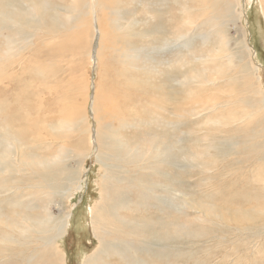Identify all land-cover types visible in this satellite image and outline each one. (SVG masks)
Returning <instances> with one entry per match:
<instances>
[{
	"label": "rangeland",
	"instance_id": "rangeland-1",
	"mask_svg": "<svg viewBox=\"0 0 264 264\" xmlns=\"http://www.w3.org/2000/svg\"><path fill=\"white\" fill-rule=\"evenodd\" d=\"M103 1L97 0L94 7L98 19L91 12V0H39V8L34 9L28 6L29 0L0 2L10 16L17 15L22 21L10 20L11 24H3L4 30H0L1 130H25L28 135L31 130L35 134L44 131L45 140L29 144L21 156L52 162L60 154L62 166L56 169L65 166L71 174L82 169L72 184L84 175L82 189L70 199H63L59 189L39 190L44 182L41 185L39 179H33L36 175L32 172L23 174L21 178L26 179L22 183L13 180L8 184L14 189L0 205V264H86L104 236L100 222L105 206L111 207L106 217L117 223L111 239L120 243L123 236L118 233L126 230L127 224H134L144 236L142 244L140 238L135 239L139 254L131 264H264V113L257 96L243 97V92L230 90L229 82L217 90L210 86L209 92H200L197 102L201 101V106L213 98L221 101L216 97L230 100L231 105L219 104L194 115L198 106L191 103L189 88L180 85L183 78L196 72L205 78H211L210 70L215 74L216 66L202 67L198 62L209 53L204 48L213 46L212 40L204 44L212 28L202 24L211 16L210 4L218 0H203L204 5L202 0L188 1L199 27L178 44L177 35L171 36L183 24L182 4L178 6L177 0H124L123 11L115 5L108 11L113 20L105 17V31L100 25L105 15L101 12ZM243 1L245 17L225 25L229 51L243 52L241 47L249 43L264 85L262 1ZM77 2L81 4L78 7ZM115 21L121 23L116 26ZM37 24L38 30L24 28ZM157 27L163 32L149 39ZM5 28L24 30L14 35ZM45 28H55L57 35L48 34ZM97 28L107 33L99 41L95 38ZM121 37L126 44L123 50ZM178 53L187 63L171 66L169 60ZM239 64L237 59L234 67ZM252 82L243 81L247 92L252 90ZM105 101L109 103L105 105ZM177 106L184 111L185 127L181 124L175 134L169 122L165 131L153 128ZM107 111L114 117L108 119ZM173 118L174 124L180 123L178 115ZM105 128L111 132L106 133ZM90 130L95 133L92 138ZM55 132H60L56 139ZM81 141L87 142L82 154L76 148ZM135 151L143 161L133 163ZM170 153L178 159L174 163L177 173L184 172L180 178L183 185L174 181L175 170L167 168ZM149 170L158 173L152 180L158 184L154 192L143 193L145 200L134 192L130 197L139 201L138 206L127 205L126 187H138ZM115 175L125 178L118 189H113ZM165 178H171L174 187L167 185ZM36 182L38 192L33 194ZM162 200L170 204L168 210ZM69 213L67 231L51 249L47 243ZM163 236L168 238L169 251L163 252ZM132 239L129 237V242ZM149 242L162 262L146 254L145 243ZM109 253L101 254L99 264H122L121 256L114 253L107 259Z\"/></svg>",
	"mask_w": 264,
	"mask_h": 264
},
{
	"label": "bare ground",
	"instance_id": "bare-ground-1",
	"mask_svg": "<svg viewBox=\"0 0 264 264\" xmlns=\"http://www.w3.org/2000/svg\"><path fill=\"white\" fill-rule=\"evenodd\" d=\"M38 1L39 0H29L28 6L33 7V9L39 8L40 2H38ZM153 1H155V0H152V2ZM157 1H160V0H157ZM164 1H166V0H161L162 3ZM188 1H190L189 3L192 2V0H187L186 3H183L181 1L179 2V0L176 1L178 6H179V4H182V5H180V11L179 12H180L181 16L183 17V24H182L181 28H179L180 25L177 26L175 28V30H173V33L171 34L172 37H176V35H177L176 44H178L183 38L184 39L187 38L188 33L191 32L192 29H194L195 27L198 26V21H193V13L189 9L190 7L188 6ZM261 1H262V11L264 13V0H261ZM0 2H2V0H0ZM78 2L76 3L77 7L81 5ZM91 2H92L91 12L93 13V16L96 17L97 10H95L94 7L97 4V0H91ZM124 2H125L124 0H104L103 1V7L101 9V12H105V15L100 20V25L102 26V29L104 31H105V29L103 28L104 25H102V23L104 22V19L107 20V18H105V17L108 15L110 17V19H112V12L110 11L108 13V11L112 8L113 5H115L114 7L117 6L118 9L123 11L122 10V7H123L122 4ZM149 2H151V1H149ZM201 3H202V5H204L203 0ZM125 4H126L125 7L129 6L128 3H125ZM148 5H150V4H148ZM244 7H245V4H244L243 0H235L234 3H230V2H228V0H218L217 2L210 4V13H211L210 15L211 16H209V19L207 20V22L205 21L202 24V27L203 26H209L212 28V31L209 32L208 34H206V38L204 39V44L207 45L208 42H211V40H212L211 44L213 46H212V49H210V47L207 49H205L203 47L204 50H209V53L207 54L206 57H204L205 59L201 58L200 61L197 59L199 61V62L198 61L197 62L202 67L204 65L213 64L214 66L217 67L215 70V74L212 73V70H210L211 78H205L202 74H200L199 72H196L192 77L183 78L182 82L180 83V85L183 87V89L189 88V95L191 97V103L198 106L197 109H194V112H195L194 115L201 113V111L203 112L205 110H214L216 107L219 106V104L225 105V103H226L227 105H229V104L231 105L230 100L225 101V100H223V98H220V97H216L215 99H219L221 101L214 102V98H213V99H210L209 103H206V104L204 103L203 106H201V101L197 102L198 98L200 97L199 95H201L200 92H202L204 90L206 92H209L208 89L210 86L214 87V89L216 88V90H217L222 86V83H226V82L230 83L229 88L231 91L243 92V97L247 96V95H256L258 102H259L260 110L264 113V95H263L264 85H263V81H262V76L260 74L259 75L257 74V72H261V71H260V66L255 61V56H256L255 51L252 49V47L250 46L249 43H247V44H245V46L241 47L243 52L230 53V51H229L230 50V48H229L230 47L229 46V34H228V29L225 27V25H227V23L231 22L233 19H234V21L235 20L239 21L241 19V17H245L244 16V14H245ZM144 10H146L148 12L147 6H144ZM96 18L98 19V15ZM151 18L154 19L155 18L154 15ZM10 20H13L14 22H16L18 24L22 22L21 20H19L17 15H11L10 16V14L7 12V8H5L4 5L0 4V30H4L2 28L3 24H11V22H9ZM120 23H121L120 21L116 22V26L119 25ZM22 25H26V23L23 22ZM38 27H40V26H38V24H37V27L30 26V27H24V28L28 29V30H34V28H35V30H38L39 29ZM109 28H110L111 32L114 31L111 29L110 25H109ZM45 29L47 30L48 34H55L57 32L55 28H53V29L45 28ZM5 30H7L8 32H12V34H14V35H19L23 32L24 29L19 30L17 28L16 29L13 28V31H12L10 28H5ZM95 31H96V34H98L95 36V38L98 39V41L100 40L101 36H103V38H104V36L107 34V33H102V30L100 31L98 28ZM162 32H163V30L158 28L148 38L152 39L151 37H154L158 33H162ZM164 33H163V35H164ZM56 35H57V33H56ZM167 39H169V38H167ZM119 40H120V42H119L120 47L123 50L124 47H126L124 38L121 37V39H119ZM30 45L31 44H29V46ZM115 45H118V42H116L114 44V46ZM167 45L168 44L165 43V47ZM96 47H97V43L95 44V48ZM153 47H156V46H153ZM173 47H175V45ZM12 49H13V47H11V50ZM239 54H240V56H239ZM122 58L125 59V61L128 60V58H126V57H122ZM173 58L174 59L169 60V64L171 66L174 64H177V66H183L185 63H187L186 58L184 56H181V54H179V53L176 54L175 57H173ZM195 58H197V57L195 56ZM237 59L240 61V64H239L238 68H235L234 63ZM240 79H242V82L240 81ZM247 80H254V82H252L249 85V87L252 88V90L250 92H247L244 88L246 86L243 83V81H247ZM190 88H192V89H190ZM235 95H237V94H235ZM233 97H235V96H233ZM108 101H105L106 102L105 105H107L109 103ZM95 102H96V99H95ZM205 102H207V101H205ZM2 105H3V102H0V109L2 108L1 107ZM177 107H178V109H173L172 112L170 113V115L169 114L165 115L166 118H163L162 120H160L159 124L154 125L153 128L157 129V130L165 131L168 127L166 122H169V124L173 125L172 129H173V133L175 134V132L179 130L181 124L183 127H185L184 111L180 106H177ZM257 108L258 107H256V109ZM92 109H94V106H92ZM106 113H107L108 119L111 117L112 118L114 117V115H112L109 111H107ZM177 115L181 118L180 123L174 124L173 123V119H174L173 117H175ZM26 123H27V120H26ZM31 128H33V127H31ZM43 132L44 131L40 132V130H39V133L35 134V133H33V130H31L30 131L31 135H28V132L25 130H21L20 132L17 131V133L16 132L11 133V131L9 129L1 130V127H0V205L5 204L6 198L9 197L8 193L12 192L14 189L13 187L8 186V184L13 180H19V183L24 182L26 177L24 180L21 177H23V174L25 172H32L34 175H36V177L33 179H35V180L39 179L41 181V185H42V181L44 182L43 186H41L42 188L39 186L40 187L39 190L45 189V190L56 191V189H59V191L61 190L60 192L63 194V199H65V196L67 197V199L68 198L70 199V197L74 196V194L77 191L82 189V182H83L84 175L77 178L76 184L71 183L75 180L74 176L78 175L80 170L82 171V169H80V167L75 174L69 173L70 171L67 170L65 166L60 167L59 169H56L58 166H62V164L60 162V154L57 155L56 158L52 162L38 161V158H36V157L24 159L23 156H21V153L23 151H25V149H29L28 148L29 144L30 145L40 144L45 140V138H44L45 132L44 133ZM80 132H81V129H80ZM105 132L110 133L111 131L105 128ZM152 132H154V130ZM88 133H89L90 138H92V136L94 137V135H95V133L92 134L91 130ZM57 134H60V132H55V134H54L55 139L57 138V136H56ZM34 135H36V136L34 137ZM3 136H10L13 139L12 140H6V139L2 138ZM63 137L66 138L67 133H64ZM101 141H102V138H101ZM86 143L87 142H85V141H81L76 146V148L78 149L80 154H82V152H84V150H86ZM103 143H104V145L108 146L105 142H103ZM89 144L97 145V143L93 144L92 142ZM10 152H12V153H10ZM85 157L86 156H82V158H85ZM133 158H134L133 163H139V162L143 161L142 157L139 155V153L137 151L134 152ZM175 158H176V156H174V154H172V153L168 154V156H167L168 167L167 168L171 167L175 170L174 174H177V176L174 179V181H176V183L179 185H183L180 178H182L184 172L182 170H180V172L177 173L179 170H177L174 167V163L176 161H178V159L177 158L175 159ZM135 169H137V167H135ZM124 172L128 173V171H124ZM157 174L158 173L154 172L153 170L146 171L144 176H142V179H144V181L141 183H138L139 184L138 187L132 186L133 185L132 182H129L130 186H132V187L130 189L126 187V192L128 191L127 192L128 202L126 204L138 206L139 201L136 199L132 200V196H133L132 193H134V192H139L140 193V199H143V200H145L143 193H149L151 191L154 192V190L158 184L156 182H153L152 180L155 178V176ZM124 179L125 178H118L117 175H115L113 177V180L115 182L113 185V189H118L119 185L125 184V182L123 181ZM61 180L64 181V183L61 182ZM164 180L169 181L168 183H166L167 185L170 184V186L172 185V187H174V185H173L174 181L170 182L171 178H165ZM162 187H164V186H162ZM33 188H31V190H33V194H35L34 190L36 192H38V183L37 182L35 183ZM131 189H134V190H131ZM144 189H146V190L148 189V191L143 192ZM156 192H158V188H157ZM18 193L20 194L21 192H18ZM130 194H132L131 197H130ZM6 196H8V197H6ZM15 196H17V195H15ZM181 196H182V194L180 195V197ZM164 200L160 201V203H162L164 205V208L166 210H168L170 207V204H168V202L164 201ZM169 203H172V202L169 201ZM139 208H140V206H139ZM103 213H104V215H103V218L101 219V222H100L101 223L100 228L103 231V235H104L103 239L104 240L103 239L99 240L100 244H99V248H98L97 252L91 257V259L88 262H86V264H99L100 256H101V254H104L105 250H109L111 252L108 254L107 259H109L110 257L113 258L112 253H114L116 256H121L120 260L122 261V264H123V262H126L125 264H131L129 261L134 260V258L136 259V256L139 254V250L136 246L135 239L140 238L139 243L142 244V243H144L142 241L144 236L139 234L138 229L134 224H127L125 226L126 230L124 229L123 231H119L120 233L116 232L119 234V236H120V234H122V236H123L122 237L123 240H120V243H118V241L111 239V237H112L111 235L113 234L114 230H117V223L110 221V219L106 217V215L111 214V207L105 206L103 208ZM70 218H71V215L69 213L67 215L65 221L60 226L57 227L56 234L52 236V240L48 241L47 246H50L51 249L56 246V241L59 239V237H63L65 235ZM127 218H128V216H127ZM250 220H252L251 217H250ZM245 221H243V222H245ZM246 223H247V221H246ZM143 234H147V232L143 231ZM148 234L152 235L153 232H150ZM129 237H133V239L130 242L128 240ZM36 238L38 239V241L41 240L40 236H38ZM107 239L109 241H106ZM145 244L147 246V248L145 249V252L147 255H150V256L155 257V258H156V256L157 257L159 256L158 252L156 253L153 250V246H154L153 242H149V243H145ZM16 245L21 251L22 246L18 243V241L16 242ZM167 245H168V238H167V236H163V238H162L163 252H164V250H168L166 248ZM20 251H18V253ZM22 254H23V252L21 251L20 255H22ZM20 255L17 254V256H20ZM161 256H162V258H164V254H162V252H161ZM156 259L158 260L160 258H156ZM160 261L162 262L161 259H160ZM49 264H52V263H49Z\"/></svg>",
	"mask_w": 264,
	"mask_h": 264
}]
</instances>
